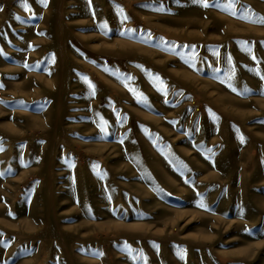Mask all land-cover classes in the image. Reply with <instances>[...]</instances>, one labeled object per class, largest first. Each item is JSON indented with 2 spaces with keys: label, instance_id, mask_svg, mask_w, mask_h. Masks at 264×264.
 <instances>
[{
  "label": "rangeland",
  "instance_id": "374dc122",
  "mask_svg": "<svg viewBox=\"0 0 264 264\" xmlns=\"http://www.w3.org/2000/svg\"><path fill=\"white\" fill-rule=\"evenodd\" d=\"M204 2L0 0V264H264V0Z\"/></svg>",
  "mask_w": 264,
  "mask_h": 264
},
{
  "label": "snow or ice",
  "instance_id": "6c2138e0",
  "mask_svg": "<svg viewBox=\"0 0 264 264\" xmlns=\"http://www.w3.org/2000/svg\"><path fill=\"white\" fill-rule=\"evenodd\" d=\"M42 2L46 3V0H42ZM24 6L27 7L26 2H25V4H24ZM203 6H204V7H209V6H211V5H209V4L207 3V0H205ZM225 10L227 11L228 9H225ZM17 19H19V17H17ZM258 22L261 23V24H264V17H261L260 20H259Z\"/></svg>",
  "mask_w": 264,
  "mask_h": 264
}]
</instances>
